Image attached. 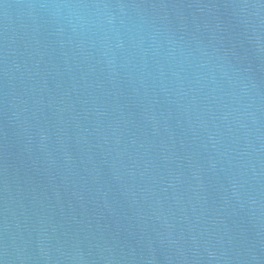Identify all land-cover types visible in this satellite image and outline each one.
Here are the masks:
<instances>
[{"label":"water","instance_id":"95a60500","mask_svg":"<svg viewBox=\"0 0 264 264\" xmlns=\"http://www.w3.org/2000/svg\"><path fill=\"white\" fill-rule=\"evenodd\" d=\"M0 264H264V0H0Z\"/></svg>","mask_w":264,"mask_h":264}]
</instances>
